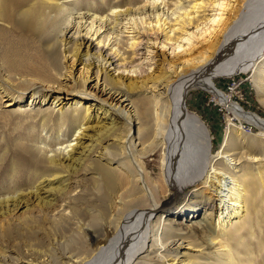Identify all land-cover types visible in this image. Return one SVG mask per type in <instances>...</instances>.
Wrapping results in <instances>:
<instances>
[{"label": "bare ground", "instance_id": "6f19581e", "mask_svg": "<svg viewBox=\"0 0 264 264\" xmlns=\"http://www.w3.org/2000/svg\"><path fill=\"white\" fill-rule=\"evenodd\" d=\"M100 3L0 0V117L18 105L19 127L31 120L15 144L36 177L0 191V264H264V118L215 83L252 72L264 105V0ZM196 89L256 139L231 123L213 154ZM66 126L75 139L43 136ZM204 209L211 230L185 232Z\"/></svg>", "mask_w": 264, "mask_h": 264}, {"label": "rangeland", "instance_id": "374dc122", "mask_svg": "<svg viewBox=\"0 0 264 264\" xmlns=\"http://www.w3.org/2000/svg\"><path fill=\"white\" fill-rule=\"evenodd\" d=\"M95 1L97 3L96 6L99 7V5H101L100 3L101 0H95ZM24 51L26 50L24 49ZM2 53H5V48L3 46H0V54L3 58L4 55H2ZM111 67L110 69L114 68V67L112 68ZM252 75H253L252 72L251 73L247 72V73H238L237 75L233 77H228V78L219 77V78H215V83H216L217 88L224 93L225 97H229L234 102L239 103L247 112H253L264 118V105L260 102V99L258 96L259 94L257 92V89L254 86ZM37 86L40 87L39 84H37ZM29 96H30L29 93L25 94V99H23V102H24L23 106L28 105ZM3 103H4V100L2 102V106L4 107L5 104ZM187 105L190 111L193 113H196L202 119L204 124L208 127L210 131V136L213 142L212 143L213 144V148H212L213 154H217L219 151H221L224 139L226 137L228 125L231 123H232V126L235 127L236 129L239 128V131L237 130L236 132L237 137H239L238 140L239 141L244 140V142L247 145H248V142L255 140L256 138L254 136L259 133V130L257 127L252 126L249 122L238 119L233 114V112H231V110L223 106L216 98H214L213 96H211L210 94L204 91L197 90V89L192 90L187 95ZM18 107L19 106L17 105V106H14V109H11V108L4 109V111L6 110L5 112L7 113V116L9 117H4V118L0 117V121H1L0 122V141H1L0 142V153H5V157H4L5 163H3L5 165L2 164L3 167L2 166L1 167L3 169H1L0 167V176L3 175V178L0 179V191L2 190L3 187L8 186V184H10L11 182H16V181L18 183L17 185H21L22 187H24V190H25L27 189V181L34 180L36 178L34 177L33 173H31L34 171V164L32 163V160L29 158L30 156L27 153H25V151L20 149L19 147H16V144H15V139L19 137L21 139H24L26 136L30 137V135L28 134V131L30 129V126L32 125L31 120H30V121H27L25 125L23 123L21 127H19L20 124L18 123L20 121L18 120V118L20 117V115L17 112H15ZM8 110H11V111L9 112ZM6 128H7V131H6ZM61 131L57 132V134L55 132L45 131L43 132V136L51 135L52 139L50 140V145H54L56 144L57 141H65L66 139L71 140L73 138L75 139L78 134L76 132V129L71 130L68 126H66L65 129L63 127ZM2 134H4L3 140H1ZM12 161L16 163V166L18 167V169L14 175H11L12 179H10L8 177V172H9L8 168H10L9 164ZM146 161L149 163L150 169L152 170L153 174L154 173L156 174L158 171V165H159L158 164L159 153L156 154L152 159L149 158ZM189 189L190 187L186 189L185 194L191 193V190L190 192L188 191ZM185 194L184 196L187 197V195ZM203 195L204 196L201 195V198L203 200L209 197L208 192L207 194H205L204 192ZM203 197H205V199ZM202 199H199V200H202ZM187 202L189 203L191 202L189 201V197H187L186 201L183 203V206ZM205 211L206 210L204 209L199 218L197 214L195 215V217H193V215H189V218L188 216H185L183 219H181V222L184 224L183 230L187 232L189 229L194 228L195 225H198L199 223H201L198 225L199 229H201L203 225L205 224V226L207 225L205 229L207 231L211 230L212 225L207 224L205 220L203 221V219L205 218V214L207 213ZM168 219L177 220L178 217L176 219H174L173 217H170ZM208 225H210L211 227H209ZM34 243L35 244L33 243L31 244V248L33 249L37 250V248H40L39 250H42V251H45L47 249L46 248L47 246L46 247L42 246L41 244H38L37 242H34ZM65 246L66 245H64L63 248H65ZM199 261L203 262L201 258Z\"/></svg>", "mask_w": 264, "mask_h": 264}]
</instances>
